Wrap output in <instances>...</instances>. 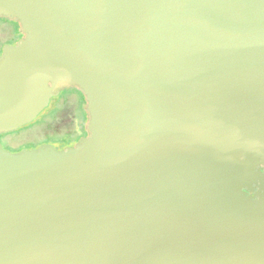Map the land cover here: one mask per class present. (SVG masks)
Masks as SVG:
<instances>
[{"label":"water","instance_id":"obj_1","mask_svg":"<svg viewBox=\"0 0 264 264\" xmlns=\"http://www.w3.org/2000/svg\"><path fill=\"white\" fill-rule=\"evenodd\" d=\"M0 133L65 87L87 135L0 143V264H264V0H0Z\"/></svg>","mask_w":264,"mask_h":264},{"label":"rangeland","instance_id":"obj_2","mask_svg":"<svg viewBox=\"0 0 264 264\" xmlns=\"http://www.w3.org/2000/svg\"><path fill=\"white\" fill-rule=\"evenodd\" d=\"M14 38L17 37L13 34L12 24L0 19V55L4 45ZM84 108L85 99L67 89L52 97L48 106L32 122L0 133V143L10 151L35 148L45 143L59 149L80 134L84 136L87 124Z\"/></svg>","mask_w":264,"mask_h":264},{"label":"flooded vegetation","instance_id":"obj_3","mask_svg":"<svg viewBox=\"0 0 264 264\" xmlns=\"http://www.w3.org/2000/svg\"><path fill=\"white\" fill-rule=\"evenodd\" d=\"M0 19H4V21L6 20V22H8V23H10V24H12V26H13V34L14 35H16V37L17 38H14V39H12L10 42H8V43H14V42H16L18 39H20L22 36H23V33L22 32H20V27H19V23L17 22V21H14V20H11V19H9V18H6V17H0ZM70 90V91H73V92H75V93H77L78 95H79V97L81 96V91H78L77 90V88L76 87H65L64 89H62L61 91H60V93H59V95L63 92V91H65V90ZM84 96V95H83ZM81 98H84V97H82L81 96ZM86 112V111H85ZM86 115V114H85ZM83 131H85L84 132V136L85 135H87V130H86V127H84V130ZM83 135V134H82ZM81 137V134L78 136V138L76 139V140H74V141H72L71 143H69V144H66V145H64L63 147H59V149H62V148H64L65 146H67V145H74V143L79 139ZM262 168H264V165L262 166Z\"/></svg>","mask_w":264,"mask_h":264},{"label":"trees","instance_id":"obj_4","mask_svg":"<svg viewBox=\"0 0 264 264\" xmlns=\"http://www.w3.org/2000/svg\"><path fill=\"white\" fill-rule=\"evenodd\" d=\"M77 90H78V88H77ZM78 91H80V90H78ZM81 96L84 97L83 94H82V92H81ZM84 111H85V109H84ZM77 138H78V137H77ZM77 138H75L74 140H76ZM74 140H72V141H74ZM66 144H69V143L62 144L61 147H63V146L66 145Z\"/></svg>","mask_w":264,"mask_h":264}]
</instances>
